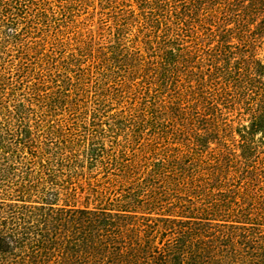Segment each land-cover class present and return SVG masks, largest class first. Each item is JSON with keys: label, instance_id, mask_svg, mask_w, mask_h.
<instances>
[{"label": "trees", "instance_id": "trees-1", "mask_svg": "<svg viewBox=\"0 0 264 264\" xmlns=\"http://www.w3.org/2000/svg\"><path fill=\"white\" fill-rule=\"evenodd\" d=\"M0 264H264V0H0Z\"/></svg>", "mask_w": 264, "mask_h": 264}, {"label": "rangeland", "instance_id": "rangeland-1", "mask_svg": "<svg viewBox=\"0 0 264 264\" xmlns=\"http://www.w3.org/2000/svg\"><path fill=\"white\" fill-rule=\"evenodd\" d=\"M71 2H72V0H70ZM75 1V0H74ZM76 2H78V1H76ZM79 8V9H78ZM87 8H89V7H86V9L85 8H83V7H78L77 5L76 6H74L73 8H72V10H71V13L72 14H81V13H83V11L85 10H87ZM89 11H90V9H89ZM86 13V12H85ZM87 14H90V16L91 17H93V15L91 14V13H87ZM101 17H100V15L97 13V15H96V17H94V20H93V22H92V24H91V21L90 20H84L85 22H86V25H82V27H84L83 28V30L82 31H86L87 29V25H89V24H91V26H90V28H92L93 27V25H94V23L95 22H97V21H99V19H100ZM89 28V29H90ZM69 30V29H68Z\"/></svg>", "mask_w": 264, "mask_h": 264}]
</instances>
